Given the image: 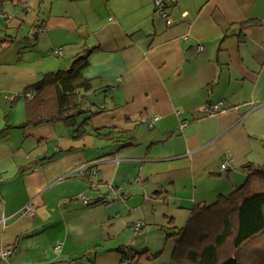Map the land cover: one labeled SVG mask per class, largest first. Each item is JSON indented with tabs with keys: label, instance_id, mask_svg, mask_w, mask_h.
Returning <instances> with one entry per match:
<instances>
[{
	"label": "crops",
	"instance_id": "obj_1",
	"mask_svg": "<svg viewBox=\"0 0 264 264\" xmlns=\"http://www.w3.org/2000/svg\"><path fill=\"white\" fill-rule=\"evenodd\" d=\"M156 1L0 0V264H185L194 208L264 192V0Z\"/></svg>",
	"mask_w": 264,
	"mask_h": 264
},
{
	"label": "trees",
	"instance_id": "obj_2",
	"mask_svg": "<svg viewBox=\"0 0 264 264\" xmlns=\"http://www.w3.org/2000/svg\"><path fill=\"white\" fill-rule=\"evenodd\" d=\"M86 65L85 55L77 57L67 71L46 74L30 87L56 80L75 96L76 91L90 89L81 75ZM78 107L79 102L73 109ZM84 126L85 122L79 125L76 139L86 134ZM188 223L179 241L186 250L185 264H264V192L256 193L246 184L212 206L194 208Z\"/></svg>",
	"mask_w": 264,
	"mask_h": 264
},
{
	"label": "built area",
	"instance_id": "obj_3",
	"mask_svg": "<svg viewBox=\"0 0 264 264\" xmlns=\"http://www.w3.org/2000/svg\"><path fill=\"white\" fill-rule=\"evenodd\" d=\"M155 7L156 10H159L163 7V0H157L155 2ZM199 50H202V47H199ZM60 53V52H59ZM220 107L219 105H215L211 108V110H207L208 114H210L213 110H218ZM227 168V162H224L221 165V171L224 172L225 169ZM86 168L84 166H81L80 168H78L75 172L72 173L73 176H76L78 178H83L84 176V170ZM93 174H96V171L93 172ZM80 200L83 202V204L88 205L90 203L89 198L85 197V196H81ZM22 214L24 215H28V216H32L34 213L33 207L31 205H27L25 208H23L20 211ZM142 227L141 224H136L134 225V227L132 228L133 230H139ZM12 254L11 250H5L3 252H0V259H5L6 257H8L9 255Z\"/></svg>",
	"mask_w": 264,
	"mask_h": 264
},
{
	"label": "rangeland",
	"instance_id": "obj_4",
	"mask_svg": "<svg viewBox=\"0 0 264 264\" xmlns=\"http://www.w3.org/2000/svg\"><path fill=\"white\" fill-rule=\"evenodd\" d=\"M83 95V94H82ZM89 97V96H88Z\"/></svg>",
	"mask_w": 264,
	"mask_h": 264
}]
</instances>
